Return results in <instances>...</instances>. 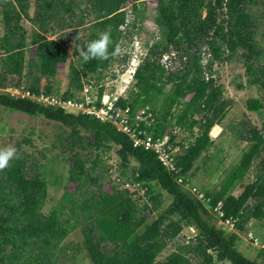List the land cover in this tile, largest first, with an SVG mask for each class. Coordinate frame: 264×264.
Returning <instances> with one entry per match:
<instances>
[{"label": "trees", "instance_id": "16d2710c", "mask_svg": "<svg viewBox=\"0 0 264 264\" xmlns=\"http://www.w3.org/2000/svg\"><path fill=\"white\" fill-rule=\"evenodd\" d=\"M127 0H0V107L43 117L69 129V149L81 140L80 133L90 136L88 146L96 149H115L123 168L131 162L133 181L146 189L147 202L140 205L127 190L112 193L89 192L84 201L76 194L86 177L97 168L94 158L86 168L84 160L75 152L69 157L68 181L75 182L73 193L67 191L56 205L44 214L47 182L43 173L33 172L34 163L17 152L9 166L0 169V264H61L60 245L73 231L80 228L85 253L91 264H264L249 260L235 245L234 232L217 228L212 214L220 202L225 218L238 221L235 231H242L251 219H264V161L253 182L247 184L238 196L229 193L233 185L243 179L254 159L264 149V124L260 129L244 127L240 139L247 144L239 162L232 166L215 191L204 193L208 202L201 203L178 185L157 161L152 152L133 148L130 140L111 124L83 113H70L46 107L30 98H20L5 92L8 76H21L25 68L30 83L25 87L31 95L53 94L50 85L40 87L39 82L53 78L59 66L67 60L64 40L51 39L49 32L69 31L73 39L72 54L76 57L68 66L69 78L63 99L73 97L83 86V77L90 74L96 80L111 64L126 32L127 10L120 7ZM130 14L145 20L146 0H129ZM260 0H156L152 22L157 30L156 39L147 47L142 62L132 79V90L126 98H118L116 107H129L131 112L149 106L156 115L155 133H169L171 120L183 132L188 142L176 157V163L186 176L199 156L212 145L209 132L224 120L231 102L222 96L223 87L212 77L215 62H227L238 55L244 68L245 86L256 87L260 98H249L245 108L260 114L264 109L263 50L257 44L256 20L249 12ZM75 10L79 11L76 15ZM27 21L28 32L22 24ZM80 29L85 38H78ZM108 31L111 36L106 58L82 61L78 48ZM27 46L33 47V57L25 59ZM164 56L178 62L167 68L161 62ZM205 56L206 63L202 64ZM206 73L208 74L206 76ZM112 77L114 75L112 74ZM20 87L17 83L12 86ZM103 87L97 91L98 98ZM161 97L159 108H155ZM149 104V105H148ZM98 105V103H97ZM179 108V110H176ZM174 125V126H175ZM86 139H89L86 137ZM89 180L96 184L98 177ZM155 183L169 198V204L151 223L149 215L162 206V197L153 193L149 184ZM183 227L196 231L192 240L178 246L163 260H156L168 242L179 235ZM141 232L138 233V231ZM108 245L104 250L103 246ZM264 256V250L260 251Z\"/></svg>", "mask_w": 264, "mask_h": 264}, {"label": "rangeland", "instance_id": "374dc122", "mask_svg": "<svg viewBox=\"0 0 264 264\" xmlns=\"http://www.w3.org/2000/svg\"><path fill=\"white\" fill-rule=\"evenodd\" d=\"M33 0H31L30 15L33 14ZM121 8L127 10L128 16L126 20L127 26H122L121 30L126 32V36L122 39L120 46L117 49L116 56L112 60L110 66L103 71L102 78L96 80L94 76L88 74L83 77V85L91 87L92 93L96 94L100 87H103V92L113 94L116 98H126L133 85V65L132 61L135 47L139 45L141 48V62L146 55L147 47L156 39L157 30L152 22L154 17L156 0H146L143 7L145 9V20L140 25L138 18L130 14L131 2L129 0L121 3ZM256 20L257 31L255 40L262 48L264 53V0H260L256 6L250 8L249 11ZM76 15L79 11L75 10ZM23 27L29 32L32 26L25 20L22 21ZM69 31H55L47 33L51 39L64 40L67 48V60L61 64L53 78H41L40 87L46 84L52 88V93L56 96H61L67 89L69 70L68 66L71 61L76 58L72 54L73 39L67 35ZM3 34V28L0 21V36ZM86 32L83 29L78 31V38H85ZM78 48V52L79 53ZM25 59L26 62L32 58L33 47L27 46ZM205 56L202 64L206 63ZM264 61V56L263 59ZM140 62V63H141ZM167 68L176 67L178 62L171 57L164 56L161 60ZM139 63V64H140ZM212 77L218 84L223 87L222 96L225 100L231 102L228 112L220 124V133L218 137L213 139V143L199 158L194 162L192 169L185 176L190 187H195L202 193L215 191L225 179L228 171L232 166L236 165L242 153L247 149V144L240 139L243 134L244 127L252 126L260 129L264 124V109L260 114L249 112L245 108V102L249 98H260L261 93L256 87L245 86L242 90L237 89L239 84L245 85L246 77L244 68L238 55H235L227 62H215L211 69ZM112 74L114 77H112ZM208 74L206 73V76ZM25 88L30 83L27 75V68L24 69L21 76H8L5 92L16 94L15 84ZM77 93V92H76ZM75 96V95H74ZM161 97L158 98L155 108H159ZM149 105V104H148ZM151 105V104H150ZM149 105V106H150ZM148 106V107H149ZM179 110V108L175 109ZM70 113H78V111L70 110ZM168 130L173 132L172 141L175 145L185 148L188 142H191V137L188 132H183L174 121L169 123ZM175 125V126H174ZM69 129L59 123L48 121L43 117H31L26 114L18 113L0 107V146H14L17 152H22L29 157V164L34 163L36 166L33 172L43 173L47 182V198L42 209L44 214L56 205L65 191L73 193L75 190V182L68 181L69 157L77 152L80 157L87 160L86 168L90 167V162L98 157L99 162L94 172L86 177V185L78 190L76 198L78 201H84L88 198L89 192H96L98 186H101V191L112 193L115 190H123L124 181L131 178V168L135 166L134 162L129 164L127 169L123 168L119 159L115 154V149L110 147V150L104 148L96 149L93 146H88L87 143L91 140L88 134L80 133L82 137L78 144L71 151L69 149ZM88 137L89 139H86ZM264 161V149L260 157L254 159L250 170L247 174L237 181L230 189L229 193L233 196H238L245 186L254 181L261 162ZM98 177L96 184L92 183L90 177ZM118 179V181L116 180ZM149 189L153 193L161 194L163 201L160 209L151 215L147 223L155 220L161 211L169 204V198L155 184H149ZM134 189H131L133 192ZM138 199L137 202L142 205L147 202L146 189L140 184V187L135 190L133 197ZM216 220L214 219L215 223ZM218 224V223H217ZM217 227L229 232L223 226ZM142 228L138 231L141 232ZM237 234L236 249L237 251L249 260H256L259 263H264V256L260 255L262 242H264V219H251L245 224L242 231L235 232ZM248 233H251L258 240V244L254 245L248 240ZM196 231L193 228L183 227L177 237L170 240L166 248L158 255L156 260H163L171 252H174L178 246H183L192 240ZM261 247V248H260ZM104 250L108 249V245L103 246ZM61 264H91L84 248L81 229L78 228L70 233L61 243L60 251L57 253ZM214 264H229L227 262H215Z\"/></svg>", "mask_w": 264, "mask_h": 264}, {"label": "built area", "instance_id": "2783aa9c", "mask_svg": "<svg viewBox=\"0 0 264 264\" xmlns=\"http://www.w3.org/2000/svg\"><path fill=\"white\" fill-rule=\"evenodd\" d=\"M141 52V48L137 45L132 59V61L135 62L132 66L133 73L141 62ZM15 89L18 91H16V94L10 92L12 96L30 98L42 106L61 109L66 112L75 110L78 111V113H83L102 122L111 124L117 131L130 140L133 148L152 152L165 171L173 176L174 181L187 190L197 201L204 203V205L208 202L204 193L198 191L193 186L190 187L185 176L182 175V169L176 163V157L181 153V148L173 143V132L170 131L161 136L155 133L157 119L150 107L142 106L133 112H131L128 106L120 109L115 105L118 98L113 94L103 92L101 97L98 98V94L92 93L91 87L85 84L75 96L67 99H63L61 96H56L54 94L40 93L38 95H31L28 90L22 87ZM116 180L118 181V179ZM123 183L122 189L127 190L132 196L135 190L140 187V183L133 181L132 177L125 180ZM131 189H134L133 192ZM212 214L216 220V227L217 225L223 226V228L226 227L225 229H228L229 232H236L235 224L238 219L233 217L225 218L224 213L220 209V202L213 208ZM248 240L252 241L254 245L258 244V240L254 238L251 233H248ZM261 244L262 248H260L264 249V242Z\"/></svg>", "mask_w": 264, "mask_h": 264}, {"label": "clouds", "instance_id": "9594fccd", "mask_svg": "<svg viewBox=\"0 0 264 264\" xmlns=\"http://www.w3.org/2000/svg\"><path fill=\"white\" fill-rule=\"evenodd\" d=\"M111 42L110 33L103 31L96 38L83 44V48L80 47L79 56L85 62L93 58L104 59L109 54V45ZM16 154L17 150L14 146H0V169L8 167L10 161L16 157Z\"/></svg>", "mask_w": 264, "mask_h": 264}, {"label": "crops", "instance_id": "0c3cea01", "mask_svg": "<svg viewBox=\"0 0 264 264\" xmlns=\"http://www.w3.org/2000/svg\"><path fill=\"white\" fill-rule=\"evenodd\" d=\"M215 128L217 129V130H216V134H215V135H212V134H211V130H212V129H215ZM211 130H210V132H209V137H210V140L213 142V139H215L216 137H218V135H219V133H220V132H219V131H220V126H219V125H214V126L211 128Z\"/></svg>", "mask_w": 264, "mask_h": 264}, {"label": "bare ground", "instance_id": "6f19581e", "mask_svg": "<svg viewBox=\"0 0 264 264\" xmlns=\"http://www.w3.org/2000/svg\"><path fill=\"white\" fill-rule=\"evenodd\" d=\"M216 130H217L216 128H215V129H212V130H211V134H212V135H215V134H216Z\"/></svg>", "mask_w": 264, "mask_h": 264}]
</instances>
